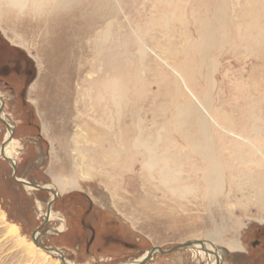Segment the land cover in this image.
<instances>
[{
    "label": "bare ground",
    "instance_id": "6f19581e",
    "mask_svg": "<svg viewBox=\"0 0 264 264\" xmlns=\"http://www.w3.org/2000/svg\"><path fill=\"white\" fill-rule=\"evenodd\" d=\"M24 16L41 19L30 21L28 27L46 31L43 43L48 30H69L66 45L77 48L74 64L81 100L75 123L81 132L73 141L90 160L81 159L72 174L80 171L90 180L107 173L114 192L134 187L130 179L120 183L122 172L138 176V204L147 209H217L222 222L211 221L212 229L206 232L216 244L209 240L202 245L209 251L202 255L207 264L222 263L230 251H247L223 235L242 225L234 213L237 208L247 215L255 207L264 222V128L259 127L264 126V91L258 89L238 105L252 107L253 119L241 131L233 130L228 126L232 115L223 110L228 104L222 105L226 91H217L214 74L220 73L222 59L243 54L255 61L251 79L262 81L258 83L264 90V0H0L2 30H16L12 22ZM70 30L89 41L85 50L90 61L83 57V42ZM14 38V43L26 46L25 40ZM164 48L167 54L161 53ZM69 50L65 56H71ZM151 59L153 64H146ZM231 66L228 62L226 71ZM177 96L183 101L175 100ZM1 118L5 119L3 113ZM14 144L13 139L8 142L4 153L17 166ZM136 162L141 164L138 171ZM56 182L55 194L80 187L73 179ZM131 211L140 214L136 208ZM44 216L49 222L60 221L49 233L65 229L60 213L50 208ZM61 253L51 255L74 264ZM148 254L130 264L142 263Z\"/></svg>",
    "mask_w": 264,
    "mask_h": 264
},
{
    "label": "rangeland",
    "instance_id": "374dc122",
    "mask_svg": "<svg viewBox=\"0 0 264 264\" xmlns=\"http://www.w3.org/2000/svg\"><path fill=\"white\" fill-rule=\"evenodd\" d=\"M150 11L152 7L148 13ZM40 20L24 16L12 22L16 30L0 28V97L4 101V120L12 122L14 126L11 133L0 120V151L10 135L15 141L17 178L35 186H49L51 191H31L24 184L16 182L14 168L0 152V264H57V260H60L59 264H64L59 257L35 243L33 234L37 230L40 246L63 251L66 259L74 264H130L154 248L169 250L198 240L204 243L210 240L216 244L206 237V232L212 229L211 221L222 222V216L215 208L209 211L201 206H190L179 209L177 213L147 209L138 204V197L142 194V179L138 176L122 172L120 183L130 179L129 184L134 187L129 192H114L107 173H97L98 177H91L90 180L80 171L72 174L73 168L81 165V159L83 162L90 160L79 153L80 147L73 141L81 132L75 123L78 121V99L81 100L77 93L81 86L74 64L78 52L76 46L75 49L72 45H66L65 34L69 30H48L50 35L43 43L41 38L46 31L28 27L30 21L35 23ZM122 20L127 22L125 17ZM133 20L130 17V21ZM77 31L73 30L71 35H76L83 42L85 50L89 41L82 40L84 37L75 33ZM14 36L25 40L26 46L14 43L18 39ZM65 50L71 51L72 58L64 55ZM160 51L168 53L165 48ZM82 54L85 59L91 60L87 50ZM152 59L146 64H153ZM228 62L232 66L231 70L226 71ZM221 63L220 73L214 74L219 83L216 89L219 91L222 87L226 91L222 105L227 103L223 110L232 115L228 126L241 131L245 123L252 122L253 110L248 105L243 108L238 105L243 100L248 101L247 96L251 93L257 94L258 89L264 91L261 87L263 84L260 80L251 79V66L255 64L251 58L244 59L242 54L235 59H222ZM5 66H8L9 74ZM87 71L84 75H87ZM148 74L153 76L151 72ZM240 74H243L244 81H241ZM223 75L228 77L224 79ZM184 87L182 85L181 88ZM175 100L183 101L179 96ZM248 104L252 105V101L249 100ZM149 105H146L147 110L150 109ZM259 127L264 128L260 124ZM243 133L248 134L249 131ZM222 143L230 144L226 141ZM135 164L134 169L138 171L141 164ZM56 179H73L80 187L55 194L59 190ZM55 195L58 196L56 199ZM52 201V210L64 216L68 228L61 233H49L59 226L58 221L44 225V214H48ZM135 208L139 215L131 211ZM234 213L242 219V225L238 229L227 230L223 236L233 239L237 247L242 245L247 251H230L220 264H264V255L259 254L261 251L256 248V242L262 241L264 244V222L257 218L258 211L251 207L246 215L237 208ZM190 216L193 218L188 221L187 217ZM200 249H182L167 255L156 253L150 264H207V259L202 256L207 253Z\"/></svg>",
    "mask_w": 264,
    "mask_h": 264
},
{
    "label": "water",
    "instance_id": "95a60500",
    "mask_svg": "<svg viewBox=\"0 0 264 264\" xmlns=\"http://www.w3.org/2000/svg\"><path fill=\"white\" fill-rule=\"evenodd\" d=\"M0 102L2 103V108L0 109V120L5 124V126L7 127V129H8L9 131L12 132V128L9 126V124H8L4 119L1 118V115H2V113H3V106H4V101L1 99V97H0ZM10 141H12V137H9V138L5 141V143H4L3 147H2L1 154H2V156L4 157V159H5L9 164H11L12 167L14 168V180H15L16 182H19V183L24 184V186H29V187H32V188H36V189H38V190L51 191V190H49V189H47V188H45V187L34 186V185L30 184L29 182H22L20 179L17 178V175H16V174H17V166H16V165L12 162V160H11L10 158H8V157L5 155V153H4V147H5V145H6L8 142H10ZM57 197H58V196L55 195V199H56ZM52 204H53V201H52V202L50 203V205H49V210H50ZM49 210H48V211H49ZM47 223H48V219H46L44 225H46ZM38 233H39V230H37V231L33 234V239H34L35 243H36L40 248L44 249L46 252H48V253H50V254H54L55 252H56V253H59V254H62L61 252H59V250H56V249H54V248H52V247H47V246H44V245H41V246H40V244H39L38 241H37ZM203 244H204L203 241H199V240H198V241H195V242L184 243V244H182V245L176 246V247H174V248H172V249H169V250H162L161 248H154V249H152L151 251H149L148 256H147V257L142 261V263H140V264H147L148 262H150V261L152 260V256H153L154 254H156V253L163 254V255H167V254H170V253H172V252H176V251H179V250H182V249H188V248H190V247H192V246H197V245H201V246H202ZM202 247H203V246H202ZM202 250H203V251H207V252H209V251L206 250V248H204V247L202 248ZM214 255L216 256V258H218V256L216 255V253H215ZM61 260H62V262H63L64 264H67V263H66V260H65L63 257H61Z\"/></svg>",
    "mask_w": 264,
    "mask_h": 264
},
{
    "label": "flooded vegetation",
    "instance_id": "af4514ba",
    "mask_svg": "<svg viewBox=\"0 0 264 264\" xmlns=\"http://www.w3.org/2000/svg\"><path fill=\"white\" fill-rule=\"evenodd\" d=\"M5 70L8 72L7 74H9V69H8V66H5ZM6 74V75H7ZM51 209H52V207H51ZM62 215V214H61ZM62 217L64 218V216L62 215ZM64 220H65V218H64ZM55 221H57V220H55ZM49 222V221H48ZM58 222H60V221H58ZM68 228H67V225H66V223H65V229L63 230V231H66ZM51 231V230H50ZM49 231V232H50ZM62 231V232H63ZM58 233H61V232H58ZM257 244H258V247H256L257 248V250L258 251H261L259 254H261V255H264V251H263V242L262 241H258V242H256ZM257 244H253V246H256ZM263 251V252H262ZM62 252V251H61ZM259 263H261V262H259ZM257 264V263H256Z\"/></svg>",
    "mask_w": 264,
    "mask_h": 264
}]
</instances>
